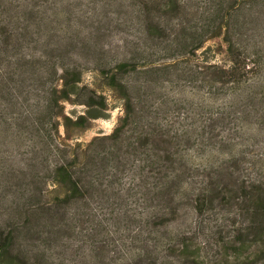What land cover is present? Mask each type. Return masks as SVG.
I'll return each mask as SVG.
<instances>
[{
	"label": "trees",
	"instance_id": "16d2710c",
	"mask_svg": "<svg viewBox=\"0 0 264 264\" xmlns=\"http://www.w3.org/2000/svg\"><path fill=\"white\" fill-rule=\"evenodd\" d=\"M108 3L127 36L105 58L102 24L81 0H0V128L13 130L19 156L27 147L0 248L11 254L31 236L45 259L86 231L110 264H264V0ZM218 33L229 65L207 46ZM86 71L105 78L124 114L110 134L73 145L59 140L58 116ZM75 94L88 112L65 116L67 128L108 108L86 84Z\"/></svg>",
	"mask_w": 264,
	"mask_h": 264
},
{
	"label": "rangeland",
	"instance_id": "374dc122",
	"mask_svg": "<svg viewBox=\"0 0 264 264\" xmlns=\"http://www.w3.org/2000/svg\"><path fill=\"white\" fill-rule=\"evenodd\" d=\"M108 1L104 0L99 3H90V0H81V4L79 5V9L82 11L81 13L85 17L87 16V21L101 22L102 24L101 29L96 34L101 37V46L107 51L104 53L105 58L113 57L117 51L120 52L121 41L127 36L123 27L116 25L117 20L123 17V13H121V10L115 4H110ZM92 9H96V13L92 12ZM185 21V24L189 25V15ZM207 46H212L215 49V60L217 62L223 65L230 64L222 33L213 36L207 42ZM84 84L96 89L99 93L105 94L108 97V108L101 110L98 117L91 118L86 127L67 128L65 125V116L76 119L77 116L82 114L86 115L88 112V108L85 105L77 104L74 101L75 93ZM71 90L74 92L72 99L63 102L61 113L58 116L59 140L73 145L79 142L82 146H85L96 136L110 134L119 119L123 116L124 107L120 96L106 85L105 78L94 71H86L83 81L72 86ZM166 92H169L170 95L175 97L181 94L189 97V86L183 89L171 86L166 89ZM18 144V139L15 137L13 130L4 122L2 128H0V231L3 229L11 230L14 227V221L17 217L16 208L13 205L16 196V178L14 172L20 166H25L24 164L27 162L23 160L24 157H27V147L23 146L21 152L24 155L19 156ZM189 218V211L185 209L183 216L179 218L175 227L183 226ZM79 235L81 236L71 241L69 243L70 245L61 242L53 246L52 249H46L47 252L45 250V254L47 255L45 259L35 257L32 253L34 248H38L41 241L33 240L31 236L30 238H22L13 247L11 254H4L2 248H0V264H8L7 261L14 259H23V264H110V256L105 254V256L101 257L97 253L92 252L86 231H83ZM42 248L40 245L39 249L42 250ZM21 251L29 253L18 256L17 254Z\"/></svg>",
	"mask_w": 264,
	"mask_h": 264
}]
</instances>
